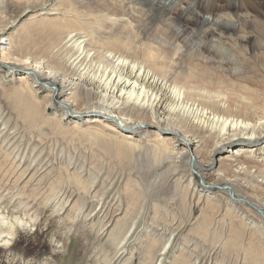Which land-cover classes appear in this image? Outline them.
Instances as JSON below:
<instances>
[{
    "label": "bare ground",
    "instance_id": "1",
    "mask_svg": "<svg viewBox=\"0 0 264 264\" xmlns=\"http://www.w3.org/2000/svg\"><path fill=\"white\" fill-rule=\"evenodd\" d=\"M147 1L161 7L163 14L141 7L137 9L139 15L133 16L135 24L126 19L119 24L117 16L128 14L127 6L110 0L85 1L82 8L86 10H79L83 15L80 19L90 22L91 32L77 31L75 26L70 28L59 21L49 26L45 18L40 22L47 25L34 29V33L33 28L26 32L30 27L28 20L33 23L35 14H29L30 7L21 6L14 22L9 21L14 25L27 16L19 25L18 43H29L32 37L50 29L55 40L43 52H51V56L17 52L13 44L15 33L6 32L0 23V66L10 68L9 76L21 82L12 88L15 94L23 97L28 91L43 111L53 107L60 112L61 129L89 131L90 135L101 137L109 128L121 146L154 141L162 145L159 151L165 150L167 157L163 155L172 162L175 174L179 173L186 182L187 190L199 189L197 177L202 192L218 190L231 206H245L257 214L260 227L264 228V202L242 195L236 184L242 181L254 193L264 191V0ZM72 2L75 0H61L59 5L68 9ZM231 9L236 10V18L219 14ZM45 13L50 12L42 14ZM116 24L119 30H108ZM134 25L137 31L133 30ZM208 25L232 26L235 37L217 39L206 28ZM191 26L205 28L199 34ZM56 56L62 64L55 63ZM43 91L48 93L39 100ZM66 119L73 124L69 128L63 127ZM138 135L142 137L137 139ZM204 157L206 161H202ZM185 158L184 172L179 163ZM207 171H212L216 182L205 179ZM229 174L234 179L226 177ZM219 198L212 199L217 208L222 203ZM2 216L0 213V264H24L30 256L39 258L40 248L29 254L27 248L19 245L18 238L11 246H4L5 239L16 234V223H9L8 216ZM248 219L244 223H249ZM15 221L22 222L19 217ZM2 225L8 226L5 229ZM131 229L119 234L117 254L106 264L127 262L124 257L128 254ZM30 239L39 246L38 232ZM168 244L161 246L158 261L164 259L171 245Z\"/></svg>",
    "mask_w": 264,
    "mask_h": 264
},
{
    "label": "rangeland",
    "instance_id": "2",
    "mask_svg": "<svg viewBox=\"0 0 264 264\" xmlns=\"http://www.w3.org/2000/svg\"><path fill=\"white\" fill-rule=\"evenodd\" d=\"M60 1L0 0V20H4L0 23L5 27L0 26L8 33H15L13 44L17 52L47 54L50 58L51 52L43 50L55 40L50 29H46L48 33L43 31L39 37H32L31 44L18 43L19 25L27 16L14 25L10 22H14L23 6L30 7V15L35 14L33 23L28 20L30 27L26 26V32L33 28L34 33L39 26L47 25L46 21L49 26L60 22L70 28L75 26L77 31L91 32L88 29L92 25L81 20L83 15L80 14L86 10L82 5L85 7L88 0H75L68 9L60 7ZM110 1L128 7V14L117 16L119 24L123 19L135 24L133 16H138L137 9L144 6L163 14L161 7L151 6L147 0ZM55 7H60L61 11ZM45 11L50 13L42 14ZM226 11L219 14L236 18L235 9ZM229 11L231 14H227ZM42 18L45 22H40ZM119 24L108 30H119ZM97 25L103 27L102 22ZM136 27L134 25L133 30ZM204 28L191 26L192 31L199 34ZM206 28H210L217 39L235 37L232 26L208 25ZM54 59L56 64H62L56 60L57 56ZM9 69L0 66V213L2 217L8 216L9 223H16L18 243L27 248L29 254L40 248V257L30 256L24 264H106L117 254L119 234L124 235L130 228L132 236L125 264H264V234L261 232L264 228L260 227L261 218L257 214L245 206L238 209L231 206L216 189L205 194L197 177L195 182L199 189L187 190L186 182L179 173L175 174L172 162L166 159L165 150L159 151L162 145L154 141L121 146L109 128L101 137L90 135L89 131L61 129L59 111L53 107L43 111V106L37 104L28 91L23 97L14 93V87L21 82L9 76ZM46 93H40L39 100H43ZM68 122L63 123V127L69 128ZM139 137L142 135L136 138ZM205 157L202 161L207 160ZM184 160L179 163L181 170L187 164V158ZM204 177L211 182L217 180L212 171L205 172ZM226 177L234 179L231 175ZM241 183L236 184L242 195L259 198L261 200L257 201L263 204L264 191L254 193ZM215 196L222 201L219 208L212 201ZM16 217L22 222H16ZM247 219L249 223H244ZM7 226L2 225V228ZM34 232L40 234L39 246L31 243ZM166 244L169 247L164 259L158 261L159 250Z\"/></svg>",
    "mask_w": 264,
    "mask_h": 264
},
{
    "label": "clouds",
    "instance_id": "3",
    "mask_svg": "<svg viewBox=\"0 0 264 264\" xmlns=\"http://www.w3.org/2000/svg\"><path fill=\"white\" fill-rule=\"evenodd\" d=\"M15 238H16V234H13L11 237H9L7 239L6 244L4 246H7V247L11 246V244L14 242Z\"/></svg>",
    "mask_w": 264,
    "mask_h": 264
},
{
    "label": "water",
    "instance_id": "4",
    "mask_svg": "<svg viewBox=\"0 0 264 264\" xmlns=\"http://www.w3.org/2000/svg\"><path fill=\"white\" fill-rule=\"evenodd\" d=\"M264 218V217H263Z\"/></svg>",
    "mask_w": 264,
    "mask_h": 264
}]
</instances>
